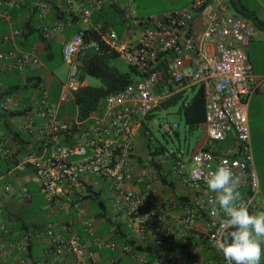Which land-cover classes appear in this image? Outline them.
I'll use <instances>...</instances> for the list:
<instances>
[{"label": "built area", "instance_id": "obj_1", "mask_svg": "<svg viewBox=\"0 0 264 264\" xmlns=\"http://www.w3.org/2000/svg\"><path fill=\"white\" fill-rule=\"evenodd\" d=\"M228 2L190 0L180 8L138 18L135 21L138 29L132 39L100 23L92 28L98 34L99 42L85 41L81 30L62 39L60 59L66 75L60 82L56 106L72 100L74 92L81 86L77 77L79 61L76 56L83 49L96 52L99 45H103L116 52L138 73L134 81L108 93L100 111L91 113L85 119L90 122L79 129L77 127L73 136H69L64 143L55 140V134L63 128L56 118L55 105L48 102L41 80L36 84L39 94L35 106L37 115L42 119L41 130L46 137L44 144L54 137L50 151L35 171L44 197L50 202L61 192V188L66 187L67 191L71 187L78 188V196L70 205L86 233L91 235L92 224L83 213L79 196L83 193L91 195L97 184L96 181L88 182L85 177L106 183L110 189L111 205L121 213L126 224L139 231L141 239L145 233L151 235L154 246L162 249V255L149 264H228L222 252L218 251L225 230L211 214L210 201L214 194L206 185V173L224 162L237 174L242 173L239 191L249 213L258 208L264 211V198L257 195L246 115L251 94L264 91V76H253L245 51L257 28L248 19L229 11ZM101 3L102 0H83L86 7L79 9V15L88 19L91 10L98 9ZM73 4L74 0L30 1L43 39L56 38L62 26L69 22L67 15L48 22L46 16L49 9L64 14ZM15 5L16 0H0V21L8 20L9 10ZM19 35L20 29L10 26L1 35L0 43L14 46V38ZM160 61L164 62L165 70L162 79H159L156 70ZM41 66L42 62L33 47L27 51L0 49V72L22 73L29 68L39 76ZM192 86L200 87L203 94L204 140L186 161L176 157L171 172L194 195L171 204L138 186L125 188L124 184L130 182L138 184L158 180L156 172L147 165H140L136 171L126 168L132 139L142 118L172 94ZM8 105H15L11 95L5 96L0 103L2 108ZM81 122L77 120L68 127L78 126ZM143 135L151 138L146 130ZM227 138L234 141V147L228 153L219 152L217 143ZM162 156L168 158L169 153L164 151ZM208 156L211 159H207ZM27 157L32 159V155ZM201 157L206 165L203 169L199 166L198 158ZM86 186L89 187L87 190ZM20 191L25 193V188ZM175 208L178 212L171 221H167L165 215L175 211ZM62 228L67 232L65 239L54 233L52 223L40 232L49 240L53 258L67 252L75 263L82 261L88 255L84 244L71 225L62 224ZM114 229V225L108 228L109 232ZM0 231H5L2 223ZM174 240L196 247L205 246L211 256L205 258L202 254H194L183 260L181 256L168 253L169 243ZM25 247V236L6 246L0 237V258L10 249L24 251ZM122 249L130 252L133 244L124 243ZM143 263L144 260L137 257L129 264Z\"/></svg>", "mask_w": 264, "mask_h": 264}, {"label": "crops", "instance_id": "obj_2", "mask_svg": "<svg viewBox=\"0 0 264 264\" xmlns=\"http://www.w3.org/2000/svg\"><path fill=\"white\" fill-rule=\"evenodd\" d=\"M30 1L16 0V5L9 10L8 20L0 21V37L8 31L10 26L15 27L17 23L28 20L30 10H28L29 6H26V3L29 5ZM129 1L102 0L98 9L91 10V13L99 10L95 17L97 19L92 21L91 17L83 19L79 15V9L86 7L83 0H74V4L64 13V15L69 16V22L62 26L56 38L46 39V41H38L36 38L30 40L31 47L35 48L37 52L35 54L42 62L39 76L29 68H25L22 73L0 72V103L7 95H11L15 99L14 106L8 105L5 108L0 106V223L4 225L5 229V231H0V237L5 246L18 242L24 236L26 237L25 250L18 251L16 248L8 250L0 258V264H129L137 257L144 260L143 264L145 262L149 264L163 253L160 247L154 246L151 235L145 233L144 238L141 239L140 232L128 226L121 213L112 207L110 189L106 183L92 177H85L88 182L96 181L97 183L91 195L83 193L79 196V204L83 213L92 224V234L89 235L79 219L76 218L70 205V202L78 196L79 189L71 187L67 191V188L63 187L61 192L49 202L36 181L35 171L38 166L42 165L45 156L50 151L54 137L52 136L49 142L44 144L43 140L46 137L41 130L42 119L37 115L35 106L39 92L36 85L32 83L39 79L44 84L48 102L53 106L55 105L56 118L61 126L63 125V128L55 134V140L64 143L69 139V136H73L75 128L78 127L79 129L82 125L88 124L90 120H82L80 125L69 128L70 123L78 120L76 118V106L72 100L56 106L60 82L65 77V66L59 56L61 40L78 30L93 28V25L97 23L103 26L105 24L112 29L113 24L116 23L120 26V30H113L121 36H128L132 39L138 29L135 21L141 17L131 18L129 16L126 10ZM228 10L243 16L256 26L257 33L249 41L245 51L253 76H264V0H229ZM31 18L32 25H38L34 15ZM46 18L48 22H52L54 11L50 9ZM68 28L69 31H67ZM16 39L18 37L14 38V46L0 43V49H17L19 51L30 49V47L21 49ZM48 51L51 53L50 59L56 53L59 63L64 66L62 78H58L53 67H47L48 64L42 61V57H39V54L44 56ZM85 76L81 80V85H88L84 79ZM155 91H157L156 88ZM64 105L71 106V116L68 112L60 110V107ZM246 115L252 164L257 178V195L264 198V91H255L251 94ZM138 127L136 129L138 132L135 131L132 139L131 153L126 160V168L133 171L145 164L148 159L145 140L144 138L140 139L143 136L139 133ZM218 143L225 145L223 148L216 145V149L222 153H228L234 147V141L231 138ZM135 146H140V149L143 148V150L140 152L135 149ZM28 155H32V159L28 160ZM173 159V157L155 156L153 161L158 164V167L153 164H147V166L156 172L158 180L144 181L138 184L130 182L124 184V187L134 189L138 186L149 194L170 203L177 196L192 197L193 192L173 176L171 172ZM31 160H34L35 163ZM161 175L164 176V182L159 179ZM21 188H25V193H21ZM88 188L86 186V190ZM94 205L97 207L96 211H93ZM260 211L263 210L258 208L251 214ZM175 212H178L177 208L175 211L166 214L165 219L171 221ZM49 223L53 224L54 233L63 239L67 237V232L62 228V224L71 225L84 244L88 255L77 263L67 252L53 258L49 240L40 235V232L44 231ZM110 225L115 226L113 232L108 230ZM128 239H133L142 248L146 246L149 249L140 252H127L122 249V245L127 243ZM169 246V253L181 256L183 260L194 254H202L205 258L211 256L210 250L205 246L196 247L185 241L174 240L169 243ZM262 248H264V244H262ZM260 264H264V255L261 257Z\"/></svg>", "mask_w": 264, "mask_h": 264}, {"label": "trees", "instance_id": "obj_3", "mask_svg": "<svg viewBox=\"0 0 264 264\" xmlns=\"http://www.w3.org/2000/svg\"><path fill=\"white\" fill-rule=\"evenodd\" d=\"M26 6H29L28 10H30V15L28 20L17 23L15 26L16 28L20 29V35L18 36V39H16V42L21 49H28L29 47H31L32 44L30 40L33 38H36L38 41H46V39H43L41 37L39 29L36 27L37 25L33 26L31 23L32 21L31 16L33 17L34 15L35 17L34 10L30 7V5H28V3H26ZM50 9L53 10L52 8ZM98 11L99 10L93 11L91 13L90 17L92 18V21H95L97 19L95 17L97 16L96 14ZM63 15L64 14L61 12L57 13L54 11V19L61 18L63 17ZM35 20L36 23H38L36 17ZM104 26L106 25L104 24ZM81 31L83 33V37L85 41L95 40L99 42L98 34L92 28L82 29ZM35 53H37L36 50ZM118 56L119 55L116 52L112 50H108L103 45H99V50L96 52L88 48L78 52L77 55L79 61V67L77 72L78 79L81 81L83 79V76L88 75V76L96 77L100 81V85L98 86L81 85L77 89V91L74 92L72 101L76 106V118L78 120L80 121L85 120L89 115H91V113L100 111L103 103V99L108 93L115 92L116 90L122 88L126 84L131 83L132 81L135 80V78L138 77V73L130 65H127L128 67L127 70L122 71L119 70L114 64L110 63V60L112 58ZM39 57H42V61H44V63H47L51 58V53L48 51L47 54L44 56L39 54ZM156 70L159 79H162L165 76L163 61L158 62V64L156 65ZM38 81L39 79H36V81H34L32 84L36 85ZM192 88L193 86L191 87V89ZM180 94L181 93L172 94L164 102H162L160 106L163 107L168 104H171L172 102L175 101L176 98L180 96ZM156 108L158 107H155L154 109ZM178 111L182 115L184 125H186L189 129L195 128L196 126L200 125L202 126V130H203L204 101H203L202 90L200 87H197L195 93L188 101L180 103L178 107ZM149 112L145 114V117L149 115ZM73 127L74 126H72L71 128ZM138 129H139V133L142 134V136L144 137L143 132L146 130V128L143 124V119L141 120ZM144 140H145V147L147 149V156H148L146 163L148 165L153 164L155 167H158V164L155 161H153V158H155V156L158 155L162 156V153L166 150L161 145L153 144L151 138L149 139L148 137H144ZM203 140H204V130H203V136L197 142L193 152L200 147ZM169 157H173L174 159L176 158V156L173 153H169ZM159 179L162 182H164V176L161 175ZM175 200H185V197L177 196L172 201V203H174ZM98 203L101 202L98 201ZM127 243L133 244L132 251L140 252L143 251L144 249H149L146 246L142 248L140 244L133 239H128ZM169 251H170V246H168V253ZM148 262L149 261L147 260V263Z\"/></svg>", "mask_w": 264, "mask_h": 264}, {"label": "clouds", "instance_id": "obj_4", "mask_svg": "<svg viewBox=\"0 0 264 264\" xmlns=\"http://www.w3.org/2000/svg\"><path fill=\"white\" fill-rule=\"evenodd\" d=\"M198 159L200 168H205L204 158ZM206 175L207 188L214 194L210 201L211 214L225 230L218 251L228 264H260L264 255V211L249 213L239 191L242 173L237 174L224 162Z\"/></svg>", "mask_w": 264, "mask_h": 264}, {"label": "rangeland", "instance_id": "obj_5", "mask_svg": "<svg viewBox=\"0 0 264 264\" xmlns=\"http://www.w3.org/2000/svg\"><path fill=\"white\" fill-rule=\"evenodd\" d=\"M187 1L188 0H130L126 10L131 18H145L149 14L180 8L185 5ZM132 10L133 12H131ZM113 29L119 31L120 26L115 23L113 24ZM67 31H69V28ZM110 63L114 64L119 70L123 71L128 69V64L121 56L112 58ZM47 64V67H53L55 75L58 78H62L64 76V70H62L64 66L59 63L58 55L56 53L54 54V57L47 62ZM84 79L88 85H100V81L96 77L86 75ZM196 89L197 86H193L192 89L190 88L181 92L180 96L176 98L174 102L166 106H160L153 109L149 112L148 116L143 118V124L151 135L152 143L155 145H161L168 153H173L177 158L185 161L195 149L197 142L202 138L203 130L200 125L192 129H189L186 125H184L182 115L178 111V107L180 103L188 101L193 96ZM60 110L68 112L69 116L72 114L71 106H61ZM165 127H167V130H164ZM137 132L138 130H136V133ZM143 138L144 137H140L141 140ZM217 146L221 148L225 147L224 143H217ZM135 149H138L140 152L143 150V148L140 149V146H135ZM143 165H147L146 161ZM92 208L93 211L97 210L95 205Z\"/></svg>", "mask_w": 264, "mask_h": 264}]
</instances>
